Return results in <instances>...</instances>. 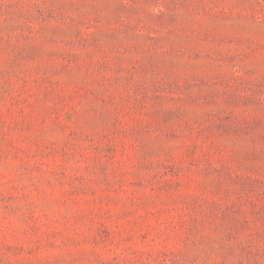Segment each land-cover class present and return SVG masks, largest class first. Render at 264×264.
Returning a JSON list of instances; mask_svg holds the SVG:
<instances>
[{
    "label": "rangeland",
    "instance_id": "obj_1",
    "mask_svg": "<svg viewBox=\"0 0 264 264\" xmlns=\"http://www.w3.org/2000/svg\"><path fill=\"white\" fill-rule=\"evenodd\" d=\"M0 264H264V0H0Z\"/></svg>",
    "mask_w": 264,
    "mask_h": 264
}]
</instances>
